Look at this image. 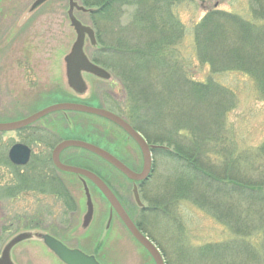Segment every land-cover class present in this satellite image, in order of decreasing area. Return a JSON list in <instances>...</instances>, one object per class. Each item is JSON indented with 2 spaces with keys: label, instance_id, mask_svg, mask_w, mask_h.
Wrapping results in <instances>:
<instances>
[{
  "label": "rangeland",
  "instance_id": "1",
  "mask_svg": "<svg viewBox=\"0 0 264 264\" xmlns=\"http://www.w3.org/2000/svg\"><path fill=\"white\" fill-rule=\"evenodd\" d=\"M72 2L75 4L71 5ZM129 9H124L120 14L121 28L113 31L114 41L117 38L121 44H125L129 39L131 48L136 47L141 51L150 49L144 44L151 40L149 46L157 48L155 34L144 31L142 25H136L134 21L130 24L133 10ZM211 9L232 14L241 22L235 21L234 25L223 21L221 24V37L225 45H229L227 48L235 49V57L253 50L261 52L259 59L264 62V0H178L173 13L183 25V32L172 40L159 42L165 48L162 53H158L162 62L160 64L170 67L166 70L178 71L186 78L219 87V95L214 98L216 103H220L218 111L225 113L220 116L219 123L221 145L216 148L217 152L214 147L210 151L207 149L206 162L202 164L212 171H221L219 168L225 166L224 159L231 158L235 175H238L235 180L252 182L261 190L264 185H257L264 182V152L258 154V149L264 143V86L258 80L263 77L258 78L251 68L249 56L240 60L218 56L220 50L211 52L206 48V43H202L204 38L201 40L196 36L198 22ZM91 10L83 6L81 0H0V123L19 120L47 106L63 102L110 108L125 117L123 114L131 108L125 109L128 94L124 85L127 84L129 88L132 81L122 76L118 67H115L116 63L96 62L94 57L97 54L93 53L103 44L97 42L95 24L89 13ZM72 18L93 31L94 41L86 31L83 32L81 53L91 65L106 73V76H101L80 68V88L71 84L68 76L67 57L71 55L79 34ZM115 18L117 21L116 15ZM97 23L99 30L104 33V39L108 41L112 38L107 34L111 24L105 20ZM244 23L254 38V41H248L249 46L247 43L240 45L245 37L237 32V27ZM149 32L150 35H147ZM139 40L140 43H137ZM221 40H217L215 45L220 46ZM12 47L15 48L14 53ZM259 59L253 57V62L261 65ZM145 61L151 63L150 56L146 60L138 58L143 76L141 74L139 79L132 82V90H139L141 83L156 85L146 80V77L160 70L161 66L158 68V63L149 66L144 64ZM220 95L228 102L221 104L225 99ZM209 97L212 99L211 95ZM202 114L207 117L208 110L204 108ZM67 139L92 143L113 154L136 172L142 169L143 158L135 140L118 125L101 116L77 111H55L20 131H0V253L14 242L13 235L25 232L29 236L34 230H46L58 236L63 234L65 242L80 247L83 244L85 249L92 247L97 237H103L104 254L99 258L104 264H152L93 184L85 179L81 184L76 180V175L54 171L50 151L61 140ZM151 139L153 142L147 141L150 146L172 148L169 144L170 148ZM16 142L31 147L30 167L18 168L10 163L7 153ZM155 152L150 179L144 183L127 179L110 164L84 149L66 148L61 157L67 165L86 167L104 178L108 176L109 185L117 191L130 216L138 211L146 215L143 230L159 246L165 264H264V212L260 214L257 204L256 208L250 204L248 194L236 192L234 210L222 207L217 200L213 202L212 205L219 208L223 218L231 214L228 224L219 218V212L207 206L200 208L181 198L175 201L176 195L172 190L180 162ZM18 169L22 174L16 175ZM24 172L27 177H24ZM54 172L68 185L65 186L77 204H74V211L68 209V205L73 202L64 197L59 199L58 194L46 191L49 185H58L59 191L62 190L57 179L54 180ZM134 185H139L137 193L140 204L134 197ZM39 186L44 187V190ZM199 186L203 191L204 187ZM15 187L22 191L15 195L10 193ZM169 191L172 200L168 211H160L156 206H162L161 201ZM203 194L210 198L216 197L206 190ZM86 199L89 211L93 214L88 227L83 226ZM255 201L257 203V199ZM140 205L150 210H140ZM105 223L107 227L102 230ZM14 254L15 259H26L27 264H60L33 236L15 245Z\"/></svg>",
  "mask_w": 264,
  "mask_h": 264
},
{
  "label": "trees",
  "instance_id": "2",
  "mask_svg": "<svg viewBox=\"0 0 264 264\" xmlns=\"http://www.w3.org/2000/svg\"><path fill=\"white\" fill-rule=\"evenodd\" d=\"M176 2L178 0H81L83 6L92 9L89 13L95 24L97 42L103 44L93 53V55L97 54L94 58L96 62L101 64L107 62L116 63L115 67H118L122 76L128 77L132 82L136 78L139 79V76L142 74L139 67L140 64L137 63L138 58L141 59L143 57L146 60V57L150 56L151 63L145 61L144 64L150 66L152 63H158L157 67L161 66L160 70L150 75L148 74L146 77V80L148 79L156 84V87L148 82L141 83L139 85L141 90L137 89V92V90H132V82L129 81L130 89L127 87V84L124 85L128 94L125 101V109L129 107L131 109L129 108L128 113L123 114L125 117H122L133 128L139 131L147 141L153 142L151 138H154L155 142H159L169 148L170 146L167 144L172 146L170 149L160 148L155 153L166 154L163 156L164 158H170L169 156H171L180 162L178 166L179 172L175 176L174 188L172 190L176 195L175 201H178L177 199L179 198L186 199L200 208L207 206L210 210L219 212V208L212 205L215 200L219 201L222 207L227 206L234 210L236 192L239 194L246 193L245 195L247 196L248 194V198H250V204L254 205V208H256L255 204H257L261 214L264 212V186L260 190L252 182L244 183L235 180V176L238 175H235V166H233L231 158L229 160L224 159L225 166L219 168L221 171H212L207 165L202 164L207 151H210L211 147H214L215 152H217L216 148L221 145L219 141L221 124L219 125V123L221 122L220 116L225 113L218 111V104L220 103H216V99L214 98L219 95V87L213 83H201L191 78H186L183 74H179L178 71L166 70L170 67L160 64L162 62H160L161 57H159L158 53H162L165 48H162V44L159 42L161 40L167 41V39L172 40L183 32V25L175 18L173 13ZM129 8L133 10L130 24L134 21L136 25H142L141 27L144 28V31H151L155 34L157 48L149 46L151 40L144 44L150 49H143L141 51H138L136 47L131 48L129 39L125 44H121V40L117 38L114 41L113 31L121 28L119 26L120 14L124 9L129 11ZM115 15L118 17L117 21ZM231 15L219 9H211L200 19L198 22L199 29L196 31V36L199 39L203 40L204 38L202 43H206L207 49L209 48L211 52H218L215 50H220L217 53L218 56H227L230 59L235 57V49L233 50L231 47L227 48L229 45H225L226 42L223 36L221 37L223 34L221 24L224 23L223 21H228L234 25L235 21L241 23L237 17ZM100 20H105L106 23L111 24L107 29V34H110L112 38H109L108 41L104 39V33L99 30L97 22ZM246 27L247 24L245 23L237 27V30L239 29L237 32L245 37L242 38L243 43H240L241 46L244 43H247L249 46L250 42L248 41L252 39L250 35L251 31H248ZM147 35H150V32ZM220 39H222L221 43L224 45L221 43L220 46L215 45L216 41ZM252 41H254V38ZM137 43H140V40ZM223 47L225 49L221 51ZM245 53L243 56L235 57V59L240 60L245 56H249L250 61L248 63L258 78L259 76L263 77V79L258 81L264 86V67L261 66L264 65V62L259 59L262 55L261 52L248 50ZM253 57L257 60L259 59L261 65L258 62L254 63ZM154 76L157 78L152 79ZM210 95L214 99V103L211 102L213 100L210 99ZM220 97L225 99L221 104L228 102L225 97L221 95ZM204 108L208 110L207 117L202 114ZM258 151V154L264 152V143ZM224 157L227 158L226 155ZM205 166L207 167L205 168ZM199 184L204 187L203 191L200 190ZM259 185L261 187L264 185V182L259 183L257 186ZM39 188L44 190L42 186H39ZM205 190L216 197H213L214 199L207 197L203 194ZM48 191L55 192V186L49 185ZM64 192L59 194H67ZM230 195H233V197ZM169 196L170 191L166 195V198L161 201L164 207L162 208L158 204V206L155 205L156 208L160 209V211L161 209L168 211L167 207L170 206L169 204L172 200ZM217 215L221 220L224 219L227 224V220L231 218V214L226 218H223L220 212Z\"/></svg>",
  "mask_w": 264,
  "mask_h": 264
},
{
  "label": "water",
  "instance_id": "3",
  "mask_svg": "<svg viewBox=\"0 0 264 264\" xmlns=\"http://www.w3.org/2000/svg\"><path fill=\"white\" fill-rule=\"evenodd\" d=\"M72 4L74 5L75 3L72 2L71 5ZM77 8L83 9L82 7H79V6ZM72 23L77 29V32L79 34H78L77 41L74 44L71 55L67 57L68 76L71 81V84L76 85L78 86V88H80L81 87V80L79 77L80 68L86 71H91L101 76H106V73L102 69L91 65L81 53V46L83 42V32L86 31L89 34L90 39L94 41L95 38H94L93 31L90 28L81 26L80 23L74 18H72ZM55 111H78V112H84V113L101 116L115 123L116 125H118L131 138L135 140V142L137 143V145L139 146L142 152V157H143V166L140 172L132 171L125 164H123L121 161H119L116 157H114L109 152L101 149L100 147L96 145H93L91 143H88L82 140H63L61 141L54 148L52 152V161L55 164V166L62 171L76 173L78 175H82L90 179L97 186V188L102 192L105 198L108 200L111 207L115 210V212L117 213L119 218L122 220L124 225L128 228L130 233L133 235V237L151 254L152 258L154 259L155 264H164L159 250L153 245L151 241H149L145 236H143L139 232V230L135 227V225L133 224L129 216L126 214V212L123 210V208L119 204L116 197L109 190V188L103 183V181H101L100 178H98L95 174H93L92 172L88 170L75 167V166L65 165L59 161V153L63 149L67 147H79L87 151H90L91 153L104 159L105 161L110 163L113 167H115L117 170H119L121 173H123L130 180H133V181L145 180L149 176L150 171H151V166H152L150 147L147 145L143 136L138 131H136L133 127H131L124 119H122L118 115L106 109H103V108L93 107L90 105H85V104H80V103L63 102V103H57V104H53L48 107H45L44 109L37 111L23 119H20L17 121L0 123V131H13V130L20 129L36 121L37 119L51 112H55ZM151 147H154V146H151ZM29 155H30V149L21 143H16L12 145L8 151L9 160L13 164H16V165L25 164L29 159ZM40 238L43 240L45 245L59 259H61L66 264H99L95 260L94 257L87 256L77 249L67 248L64 244H62L60 241L53 238L49 234H41ZM7 251H8V248L4 252V259H6L7 257Z\"/></svg>",
  "mask_w": 264,
  "mask_h": 264
},
{
  "label": "flooded vegetation",
  "instance_id": "4",
  "mask_svg": "<svg viewBox=\"0 0 264 264\" xmlns=\"http://www.w3.org/2000/svg\"><path fill=\"white\" fill-rule=\"evenodd\" d=\"M12 49H13V53H14V50H15V48L14 47H12ZM25 60V59H24ZM29 126H31V124L29 125ZM29 126H27V127H25V128H28ZM22 129H24V128H22ZM21 130V129H20ZM19 130V131H20ZM16 143H18V142H16ZM19 143H22V144H24V145H26L29 149H30V155H29V159H28V161L24 164V165H20V166H17L18 168L19 167H25V166H28V165H30V158H31V155H32V149H31V147H29V145H27V144H25V143H23V142H19ZM56 146V145H55ZM55 146L51 149V151H50V162H51V164H52V167L54 168V171L56 172V170L57 171H60L59 169H57L56 167H55V165L53 164V161H52V151H53V149L55 148ZM66 149V148H65ZM64 150V149H63ZM63 150L59 153V159L61 160V162H63L64 163V161H63V158L61 157V153L63 152ZM153 151L154 150H151V153L153 154ZM142 154V153H141ZM28 167H30V166H28ZM86 168V167H85ZM86 169H88V168H86ZM88 170H90V169H88ZM19 171V172H18ZM92 171V170H91ZM55 172L53 173L54 175V180H56L57 179V182H59V187L62 189V190H60L59 191V189H58V185H50V186H52V187H54L55 186V188H56V191L54 192L55 194H58V197H59V199H62L61 197H66V199L67 200H69L72 204H70V205H68V209H70V210H73L74 211V207H75V205H77L76 203H75V201H74V198H73V196H72V193H70V191L68 190V188L65 186V185H67V184H65L64 183V180L61 178V177H56V174H55ZM94 172V171H93ZM17 174L16 175H18V174H22V172H21V170L20 169H18L17 170V172H16ZM25 173V172H24ZM94 173H96L104 182H105V184L112 190V192L115 194V196L117 197V199L119 200V202H120V204L123 206V208L125 209V211L128 213V215L130 216V212L128 211V208L123 204V202H122V200H121V198L119 197V195H118V193H117V191L115 190V189H113L110 185H109V183H108V176H106L105 178L101 175V174H99V173H97V172H94ZM26 174V176L24 175V177H27V173H25ZM31 175V174H30ZM72 175V174H71ZM73 175H75V174H73ZM76 177H77V181L78 182H80L81 184H82V179H81V177L80 176H78V175H76ZM50 179L52 180V181H54L51 177H50ZM83 179H85L86 180V182L88 181L89 183H91V184H93L92 182H91V180L90 179H88V178H86V177H83ZM54 183H55V181H54ZM139 183H144V181H142V182H139ZM94 185V184H93ZM68 186V185H67ZM95 186V185H94ZM49 187V186H48ZM48 187L46 188L47 190V192H53V191H48ZM83 187V186H82ZM96 187V186H95ZM138 187V189H139V185L137 186ZM97 188V187H96ZM31 189V188H30ZM63 189H65L66 190V192H67V196H64V195H60L59 193H61V192H64V190ZM98 189V188H97ZM24 190H26V188H24ZM22 190L20 189V188H17V187H15V189L13 190V191H11L10 193H12V194H17V192H21ZM100 192V191H99ZM65 193V192H64ZM102 194V193H101ZM84 195H85V192H84ZM86 196V195H85ZM102 196H103V194H102ZM104 197V196H103ZM105 198V197H104ZM105 200H106V198H105ZM86 201H87V199H86ZM107 201V200H106ZM108 202V201H107ZM75 204V205H74ZM108 204H109V202H108ZM86 206H87V211H86V214H84V221H83V226L84 227H88L89 226V223H90V219L92 218V212H90L89 211V203H88V201L86 202ZM109 206H110V204H109ZM131 207V206H130ZM140 210H150V209H148V208H144V207H142V206H140V208H139ZM91 210H92V207H91ZM112 211H113V213L116 215V217L119 219V221L122 223V225L124 226V228L126 229V231L129 233V231H128V229L126 228V226L123 224V222L121 221V219L119 218V216L117 215V213L113 210V208H112ZM73 213L74 212H72V215H73ZM144 214H145V212H144ZM130 218H131V220L133 221V223L135 224V226L137 227V229L141 232V233H143L144 235L146 234V236L147 237H149L148 236V233L146 232V231H144L143 230V225H146V220H147V217H146V215H143V213H141V212H136L135 214H133V215H131L130 216ZM108 223V222H107ZM107 223H105L103 226H102V230H105L106 229V227H107ZM59 226H61V225H59ZM78 226V225H77ZM81 226H79V228H80ZM110 227V226H109ZM109 229V228H108ZM31 230V229H30ZM30 230H28L27 232H29V234H31V231ZM40 234H49V235H51L53 238H55V239H57V240H59V241H61L67 248H70V249H78V250H80V251H82L83 253H85L86 255H89V256H93L100 264H104L102 261H101V259L99 258L100 256H102V253H103V248H102V246H103V237H102V239H99V237H97L96 238V240L94 241V243H93V245H92V247H90L89 249H85L84 248V245L82 244V246L83 247H80V246H78V245H70V244H68L67 242H65L66 240H64L63 239V234H60L59 236L58 235H56V234H52V233H50V232H47L46 230L45 231H42V232H40V231H37V230H34V231H32V235H27V233H25V232H19V233H17V235H13L12 236V241L14 240V242H12L11 244H10V247L8 248V251H7V257H6V259H4V252H5V250L4 251H2L1 253H0V264H27L26 262H27V260L26 259H20V260H17V259H15V245H17L18 243H20V242H22V241H26L27 239H30L32 236L36 239V240H38L39 242H41V244H42V246L44 247V248H46L47 250H48V252L50 253V254H52V256L60 263V264H65L63 261H60L59 260V258L45 245V243L43 242V240L42 239H40ZM130 234V233H129ZM130 236L133 238V236L130 234ZM13 238H17L18 240H16V239H13ZM134 239V238H133ZM135 240V239H134ZM141 246V245H140ZM141 248L143 249V251H145V253L147 254L146 256L147 257H149V259L151 260V262H152V264H155V262H154V259L152 258V256H151V254L147 251V250H145L142 246H141ZM104 254V253H103ZM143 264H146V263H143Z\"/></svg>",
  "mask_w": 264,
  "mask_h": 264
}]
</instances>
